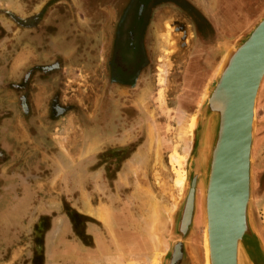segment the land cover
Returning a JSON list of instances; mask_svg holds the SVG:
<instances>
[{"label":"rangeland","instance_id":"374dc122","mask_svg":"<svg viewBox=\"0 0 264 264\" xmlns=\"http://www.w3.org/2000/svg\"><path fill=\"white\" fill-rule=\"evenodd\" d=\"M145 1L134 0L136 12ZM210 2L142 11L149 67L119 91L105 75L116 0H0V264H169L179 243L187 261L207 264L200 191L186 233L179 222L193 124L223 45L264 13V0H237L231 24L204 13ZM256 121L264 232V79Z\"/></svg>","mask_w":264,"mask_h":264},{"label":"water","instance_id":"95a60500","mask_svg":"<svg viewBox=\"0 0 264 264\" xmlns=\"http://www.w3.org/2000/svg\"><path fill=\"white\" fill-rule=\"evenodd\" d=\"M223 47L225 55L193 124L195 149L180 228L186 233L192 225L200 191L204 242L209 237L212 263L237 264L239 253L251 264H264V232L253 196L256 105L264 79V13Z\"/></svg>","mask_w":264,"mask_h":264},{"label":"flooded vegetation","instance_id":"af4514ba","mask_svg":"<svg viewBox=\"0 0 264 264\" xmlns=\"http://www.w3.org/2000/svg\"><path fill=\"white\" fill-rule=\"evenodd\" d=\"M162 1H164V5L175 4L179 6L178 3L187 4V0H161L160 2L158 0H146L145 4L142 3L138 12H136L133 7L134 0H116L117 8H115V15L117 14V21L114 23L115 35L110 45V58L105 61L106 78L116 90H133L140 83V80L143 79L144 71L148 69L149 62L148 58L144 60V56L142 55L144 48H146V41H140L138 38L139 16L142 15V11L144 12V10L148 11L151 8L154 12L158 8H161L163 5ZM196 12L198 11L196 10ZM197 23L195 22L198 31L204 32V29L208 28V26L202 22H198V20ZM258 149H261L260 143ZM178 247L181 249V256L176 258L175 251ZM186 259L185 247L183 244H177L170 262L172 264H191ZM170 262L169 264H171Z\"/></svg>","mask_w":264,"mask_h":264},{"label":"crops","instance_id":"0c3cea01","mask_svg":"<svg viewBox=\"0 0 264 264\" xmlns=\"http://www.w3.org/2000/svg\"><path fill=\"white\" fill-rule=\"evenodd\" d=\"M247 3H254L257 0H243ZM231 2H233L231 4ZM235 4L237 5V0H212L208 6L204 7V13L208 15H214L218 17L220 15L226 18L225 20L229 23H233V18L231 17V8H234ZM239 5V4H238ZM247 6V5H246ZM222 14V15H221Z\"/></svg>","mask_w":264,"mask_h":264},{"label":"bare ground","instance_id":"6f19581e","mask_svg":"<svg viewBox=\"0 0 264 264\" xmlns=\"http://www.w3.org/2000/svg\"><path fill=\"white\" fill-rule=\"evenodd\" d=\"M170 28V26H169ZM172 30V29H171ZM177 30V29H176ZM181 31V30H180ZM179 32V31H178ZM169 34V33H168ZM173 34V33H172ZM170 36V35H169ZM172 36V35H171ZM192 36V35H191ZM178 38V37H177ZM186 38V37H185ZM188 39V38H187ZM181 41V40H180ZM178 44V43H177ZM178 46V45H177ZM172 48V47H171ZM192 130V129H191ZM206 138V135H205ZM178 154V153H177ZM204 154V153H203ZM179 156V155H178ZM204 157V156H203ZM181 159V158H180ZM180 162V161H179ZM179 174V173H178ZM178 183L180 185H182V183H184V176H179L178 177ZM178 203V202H177ZM167 211H171V209H167ZM100 213V212H99ZM106 215V214H105ZM105 215H103V223L108 227V229L110 228V218H107ZM98 216V215H97ZM108 216V215H107ZM203 220V219H202ZM205 222L207 224V227L209 228V222H208V214L205 217ZM113 227H111L110 229L112 230ZM109 229V230H110ZM114 229V228H113ZM204 246H205V251H206V261L207 264H213L212 263V253H211V248H210V244H209V237L207 238V240L204 242ZM179 256L178 253H175V257L177 258ZM159 261V255L156 254L155 255V262L158 263ZM130 263V262H129ZM237 264H251L247 258L240 256L239 253H237Z\"/></svg>","mask_w":264,"mask_h":264}]
</instances>
